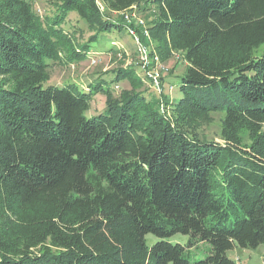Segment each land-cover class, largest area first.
Returning <instances> with one entry per match:
<instances>
[{
	"label": "trees",
	"instance_id": "trees-1",
	"mask_svg": "<svg viewBox=\"0 0 264 264\" xmlns=\"http://www.w3.org/2000/svg\"><path fill=\"white\" fill-rule=\"evenodd\" d=\"M46 1L40 17L0 0V264H236L227 251L264 246V0ZM139 8L154 12L147 36L110 17ZM71 13L92 34L75 54ZM128 29L182 54L177 102L136 92L132 68L114 72L135 87L117 98L103 79L44 86L60 50L75 62ZM213 113L220 144L192 130Z\"/></svg>",
	"mask_w": 264,
	"mask_h": 264
},
{
	"label": "rangeland",
	"instance_id": "rangeland-1",
	"mask_svg": "<svg viewBox=\"0 0 264 264\" xmlns=\"http://www.w3.org/2000/svg\"><path fill=\"white\" fill-rule=\"evenodd\" d=\"M32 10L35 14L40 17L51 14V6L46 0H27ZM147 7V6H146ZM149 9V7H147ZM103 11V8L100 7ZM71 13L68 18V23L64 25V30L67 31L68 35H71V39H68L66 46L67 48L72 44L81 45L85 43L92 34L87 30L86 26L81 22L76 20L77 18ZM123 16L124 25H133L135 27V21L139 20L143 24L138 26L140 33H144L145 28L147 29L149 23L154 18V12L147 10L142 11L139 9H132L126 13L116 14L111 13V19ZM129 32V29H128ZM134 38L138 40L137 36ZM135 39L132 38L130 33L123 34L119 36H105L103 42L99 41L92 44L90 53L85 56V58L68 59L65 55L66 48L60 50V56L55 61L49 63L48 69V79L44 86H54L59 89L63 88L68 84L77 85L82 91L87 92L89 86H94L99 80L103 79L110 88L112 92V97H120L121 94L126 92H134L135 87L131 84L130 80L127 78L119 77L118 83H112L113 74L118 70H131L133 76L139 79L140 86L137 87L136 92H147L149 98L159 99L160 96H165V98L170 101L177 102L182 94L179 91V86H174L176 82L174 78L182 75L186 71V63L183 60L182 54L176 51H171L166 48L167 53L157 55L155 47H159L156 43L148 40L145 37L136 43ZM77 49V46H74ZM74 47H69V52H72ZM139 47H143L147 51V62H149V67L162 65L166 69L161 77V85L157 89L152 86V83L146 78L144 71L146 69L142 68V62L140 60ZM142 50V49H141ZM154 51L150 55V52ZM74 53V51H73ZM75 54V53H74ZM157 55V57L154 56ZM74 60V59H73ZM162 99V97H161ZM162 101V100H161ZM160 101V102H161ZM105 107V97L103 93L99 92L93 96L92 102L90 103L89 109L84 113L86 118H90L97 112L101 111ZM222 114L213 113L207 114L201 120L196 122L192 128L193 132L200 139L205 141L221 143L220 140V130L222 122ZM166 241L171 244H179L185 246L187 244L188 238L184 235L176 234L166 239H158L151 234H147L144 237V242L146 246L151 247L156 242ZM203 246H199L189 252L191 261H199L205 258V252L203 251ZM226 256L234 261L236 264H264V246H260L256 249H241L234 248L227 251Z\"/></svg>",
	"mask_w": 264,
	"mask_h": 264
},
{
	"label": "built area",
	"instance_id": "built-area-1",
	"mask_svg": "<svg viewBox=\"0 0 264 264\" xmlns=\"http://www.w3.org/2000/svg\"><path fill=\"white\" fill-rule=\"evenodd\" d=\"M142 24L143 23L141 21H139V20L135 21V26H137V27L142 25ZM129 33H130L131 36L134 37L133 30L130 29ZM144 33H145V36H147L146 32H144ZM135 41H136L137 44H139L137 39H135ZM139 48L142 49V50L138 49L139 52H140V54H139L140 55V60H141V62L143 64L142 68L146 69V71H144V74H145L146 78L152 83V86L158 89L159 88V81H160L161 73L166 71V69L161 67V66H157V67L154 66L153 68H150L149 67L150 66L149 62H147V57L148 56H147L146 49L143 48V47H139ZM159 70H160V72H159Z\"/></svg>",
	"mask_w": 264,
	"mask_h": 264
},
{
	"label": "bare ground",
	"instance_id": "bare-ground-1",
	"mask_svg": "<svg viewBox=\"0 0 264 264\" xmlns=\"http://www.w3.org/2000/svg\"><path fill=\"white\" fill-rule=\"evenodd\" d=\"M159 66L163 67L162 65H159ZM159 72H160V70H159ZM161 75H162V73H161ZM160 78H161V76H160ZM159 87H160V81H159Z\"/></svg>",
	"mask_w": 264,
	"mask_h": 264
}]
</instances>
